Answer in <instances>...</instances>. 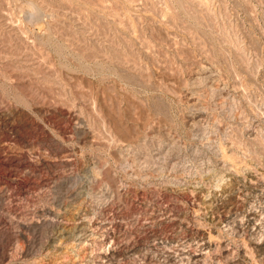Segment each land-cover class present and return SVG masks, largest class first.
<instances>
[{
    "label": "rangeland",
    "instance_id": "374dc122",
    "mask_svg": "<svg viewBox=\"0 0 264 264\" xmlns=\"http://www.w3.org/2000/svg\"><path fill=\"white\" fill-rule=\"evenodd\" d=\"M0 264H264V0H0Z\"/></svg>",
    "mask_w": 264,
    "mask_h": 264
}]
</instances>
